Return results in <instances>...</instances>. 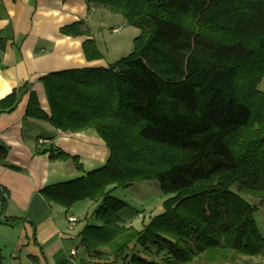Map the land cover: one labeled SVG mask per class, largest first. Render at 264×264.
Returning <instances> with one entry per match:
<instances>
[{
	"label": "trees",
	"instance_id": "obj_1",
	"mask_svg": "<svg viewBox=\"0 0 264 264\" xmlns=\"http://www.w3.org/2000/svg\"><path fill=\"white\" fill-rule=\"evenodd\" d=\"M137 28L133 52L105 68L49 73L39 80L49 113L23 83L0 100L13 112L28 95L25 117L56 130H93L109 155L84 172L77 156L53 145L36 155L71 161L78 178L46 186L43 199L65 209L95 207L78 234L90 259L108 264H233L264 258L254 214L264 206V0H94ZM84 22L65 36L87 35ZM0 33V50L5 48ZM86 60L101 59L96 43ZM0 165L20 172L6 161ZM157 181L171 195L140 230L125 226L126 204L112 196L136 182ZM2 204L5 195L0 190ZM87 218H85L86 220ZM92 221V223H91ZM0 254V264H2ZM31 264H39L34 258Z\"/></svg>",
	"mask_w": 264,
	"mask_h": 264
},
{
	"label": "crops",
	"instance_id": "obj_2",
	"mask_svg": "<svg viewBox=\"0 0 264 264\" xmlns=\"http://www.w3.org/2000/svg\"><path fill=\"white\" fill-rule=\"evenodd\" d=\"M93 1L0 0V33L6 43L0 50V100L28 83L40 108L49 113L41 77L111 64L100 49L95 30H102L113 14ZM79 21L84 22L87 35L61 34L63 27ZM87 39L95 41L101 59H85L82 44ZM27 102L28 95H24L13 112L0 114V145L7 148L6 161L21 169L16 172L0 165V190L5 195L4 204L0 197L2 264H31L32 258L39 264L110 263L90 259L85 253L78 238L79 215L72 212L74 205L65 209L46 202L39 193L46 186L78 178L82 173L69 160L52 161L47 155L35 154L37 145H53L77 156L82 170L89 172L85 164L100 168L106 162L109 152L105 144L93 130L63 132L47 122L26 118ZM90 205L95 207L92 202ZM68 217L77 220L71 229ZM73 249L78 251L76 259L69 256Z\"/></svg>",
	"mask_w": 264,
	"mask_h": 264
},
{
	"label": "rangeland",
	"instance_id": "obj_3",
	"mask_svg": "<svg viewBox=\"0 0 264 264\" xmlns=\"http://www.w3.org/2000/svg\"><path fill=\"white\" fill-rule=\"evenodd\" d=\"M123 27H122V26ZM116 33L112 32L115 27H120ZM97 42L103 52L107 63H114L117 60L127 57L133 52L134 38L139 35L137 28L128 26L121 16L111 15L110 20L106 22L102 30H95ZM258 89L264 92V79L260 82ZM85 168L93 170L97 167L89 168L85 164ZM112 196L126 204L119 216L123 224H131L137 230H140L149 219L163 212V202L171 195H165L161 190L157 181H143L133 183L127 188L116 189L112 192ZM247 201L258 207L254 214L255 222L259 232L264 237V206H259V201L252 197H245ZM72 212L79 215L78 227L81 229L88 221L94 207L89 201L76 203ZM85 212L88 214L85 217ZM87 218L85 220V218ZM92 223V221H91ZM196 264V263H194ZM233 264H264L262 257L237 256Z\"/></svg>",
	"mask_w": 264,
	"mask_h": 264
},
{
	"label": "built area",
	"instance_id": "obj_4",
	"mask_svg": "<svg viewBox=\"0 0 264 264\" xmlns=\"http://www.w3.org/2000/svg\"><path fill=\"white\" fill-rule=\"evenodd\" d=\"M121 27H115L112 29L113 33H116L120 30ZM68 223L70 224V229L75 225L76 223V218L75 217H68L67 218ZM78 255V251L76 249H73L69 252V256L71 259H76Z\"/></svg>",
	"mask_w": 264,
	"mask_h": 264
}]
</instances>
